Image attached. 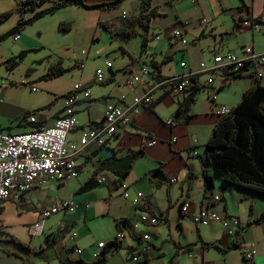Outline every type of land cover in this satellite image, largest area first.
Masks as SVG:
<instances>
[{"label": "crops", "instance_id": "1", "mask_svg": "<svg viewBox=\"0 0 264 264\" xmlns=\"http://www.w3.org/2000/svg\"><path fill=\"white\" fill-rule=\"evenodd\" d=\"M20 1H0V13L11 11L10 16L0 23V36L18 23L20 15L17 7ZM110 1L113 0H87V3ZM51 5L46 2L40 8ZM136 5L139 10V0H136ZM150 7L156 8L159 15L150 19L146 32L141 30L130 39L133 40L132 48L120 45L122 55L118 57L119 65L115 66L110 61L101 63L106 79L102 84H98L94 76L95 71L101 67L97 66L93 74L85 75L83 60L77 61L73 67L79 69V79L76 82L65 81V87H60L57 83L65 80L63 78L69 74L73 78V68L57 78H42L50 64H62V60L49 62L42 74H37V70L31 66L18 79L15 77L16 72L21 70L27 56L43 48L40 39L31 36L25 27L1 41L0 131L24 133L36 125L53 126L57 118L64 114L65 97L72 86L79 83L90 91V98L81 99L72 107L78 127L68 134V140L78 145L82 133L102 120L108 103L126 104L146 92L157 81L152 63L159 67V76L164 79L181 74V62L199 72V65L205 63L203 61L211 64V58L215 55L236 50L239 53L246 46H251L258 53L264 52V44L257 41L258 35L264 36V0H195L193 3L190 0H150ZM100 11L103 10L93 12L100 14ZM32 14L33 12H27L25 18ZM12 18V22L1 27ZM256 18L261 21L260 31H253L250 26V20ZM100 19L95 18L96 27L99 21H110ZM201 21L204 22L201 24ZM174 30L182 32L185 45L170 41ZM103 32L104 38L112 41L109 34ZM17 34L20 38L15 40ZM142 35H145L146 40L143 51ZM118 40L124 43L130 41ZM109 48L113 50L112 47ZM109 48L105 51H109ZM25 51L24 59L15 68L9 70L4 66L7 59ZM176 52H180L177 59L179 62L174 56ZM207 53L210 56H206ZM80 63L81 68L78 67ZM106 63H110V68L105 66ZM142 68L148 70L149 76L143 77L138 84L127 86V77L138 75ZM205 75L207 74L197 76L196 81L203 88L196 94L195 101L186 114L188 118L176 115L178 100L184 97L183 93L163 95L157 92L154 95V105L141 108L132 117L130 124L118 129L104 147L89 145L84 149L76 160L80 167L76 179L62 185L49 182L39 189L11 196L0 211V240L12 236L29 245L32 252L44 248L40 256L31 253L23 255L27 264H64L66 260H81L89 264L96 259L95 254L99 250L97 244L101 241L112 242L119 230L126 232V237L120 248L111 252L105 264H133L130 257L139 250V243L134 235L141 233L151 237L150 248L146 253L148 264H171L173 261L179 264H244L242 248L245 245L255 250L252 264H264V221L247 226L251 220L264 213V196L227 185L220 180H215L213 186L206 190L201 173L206 143L214 126L222 118L218 114L219 106L235 108L242 100L243 93L256 82L264 87V69L260 79L246 75L228 82L219 77L214 78L209 87L205 85ZM36 84H40V88L33 87ZM20 86L30 88L29 98L17 93L23 89ZM212 89L217 91L214 102L208 95ZM30 115L35 117L36 124L26 121ZM167 120H172V125L166 124ZM151 141L154 144L149 146ZM140 149L143 155L134 162L123 183L130 190V196L141 193V204L145 209L165 218L167 224L142 225L134 233L130 224L136 221L141 209L132 208L129 201L121 197L114 183L116 177L110 171H97L95 160L102 158L108 162ZM157 169L160 175H153ZM95 171L98 172L97 186L77 194L78 189ZM102 177L105 182H98ZM56 188L58 192L71 189L70 192L66 190L65 195L58 199L72 200L75 203L74 211H59L52 215L44 221V234L30 237L28 226L39 218L42 209L60 201L51 196ZM213 195L219 196L220 200L209 206L210 210L228 222L230 219L237 220L240 224L237 235V232L233 236L227 235L218 222L209 221L199 227L193 222V217ZM185 203L189 207L183 213L181 205ZM123 219H126L127 225L119 224ZM74 232L77 236L72 238L71 234ZM33 238L40 239L38 247ZM205 243H217L218 247H207ZM233 244L237 246H232ZM74 247L80 249V255L73 252ZM20 257L6 254L0 246V264H23Z\"/></svg>", "mask_w": 264, "mask_h": 264}, {"label": "built area", "instance_id": "2", "mask_svg": "<svg viewBox=\"0 0 264 264\" xmlns=\"http://www.w3.org/2000/svg\"><path fill=\"white\" fill-rule=\"evenodd\" d=\"M192 3L195 0H190ZM121 18L126 20L129 15L126 12L121 13ZM204 21H201V24ZM250 26L253 31H260L259 22L256 19L250 20ZM20 36L15 35V40ZM170 39L173 42H180L182 45L186 41L182 38L180 30H174L171 33ZM107 68H110V63H106ZM82 67V63L78 65ZM182 73L168 78L160 79L148 88L143 94L134 97L130 102L108 103L103 111L102 120L95 126L88 128L80 137L79 144H75L68 140V134L78 127V122L73 115L72 107L81 99H89L90 91L81 84H74L64 99L65 111L63 116L57 118L53 126L36 125L29 132L24 133H6L0 131V209L4 203L13 195H21L32 189L46 186L49 182L57 184H65L76 179L80 173V167L76 160L84 152V149L89 145L97 148H102L107 141L111 139L118 129L130 124L133 116L139 113L141 108H150L156 102L154 95L159 92L163 95L167 94H182L189 90L199 74H207L206 86H211L214 78H228L231 75L243 74L250 75L255 79L263 77L264 69V52L258 53L251 46H246L239 53L227 52L224 55H215L212 58L211 65L201 63L199 72L194 71L185 62L180 63ZM95 81L98 84L105 82L104 72L101 69L95 71ZM149 76L147 69L142 68L138 75H129L125 81L127 86L138 84L143 77ZM35 91V89H32ZM210 100L213 102L216 99L217 91L212 89L208 92ZM233 108L220 105L218 114L225 117L232 113ZM30 124H36V119L33 115L26 118ZM172 120H167L166 124L172 125ZM175 141V139H173ZM154 141L148 143L153 145ZM103 162L102 158L95 160L96 167L99 168ZM116 181V179H115ZM98 182H105V178H100ZM121 187L122 197L129 201L134 209H141L138 212V217L135 222L130 224V229L134 233L139 231L140 226H159L166 225L167 220L158 217L141 204L143 198L141 193H136L130 196L127 185L123 182L116 183ZM220 197L217 195L211 196L197 215L193 217V222L196 226L213 221L222 225L224 232L229 235H235L240 224L235 219L220 218L209 208L213 203L218 202ZM189 204L181 205V210L186 213ZM75 209V203L72 200H60L53 203L49 208H44L40 212L39 218L28 226V235L30 237H40L44 234V221L59 211L71 213ZM126 232L119 230L112 242L121 243L126 237ZM77 233H72L71 237L75 238ZM135 240L139 243V250L134 252L130 261L133 264H148L146 253L150 248L151 237L148 234L134 235ZM106 246V242L97 244L98 252L95 254L97 258L100 251ZM73 252L80 255L79 248L74 247ZM255 256V250L251 246L242 248L243 260L247 263H252ZM42 264V263H41ZM44 264V263H43ZM171 264H179L173 261Z\"/></svg>", "mask_w": 264, "mask_h": 264}, {"label": "trees", "instance_id": "3", "mask_svg": "<svg viewBox=\"0 0 264 264\" xmlns=\"http://www.w3.org/2000/svg\"><path fill=\"white\" fill-rule=\"evenodd\" d=\"M125 0H113L110 2H100L88 4L87 0H21L17 10L19 12L18 23L8 32L0 36V42L23 30L28 25L43 18L46 15L54 14L61 8L75 6L86 11L111 10L118 7ZM52 5L48 8H40L44 3ZM27 12H33L32 16L25 18ZM11 11L0 13V23L6 20ZM156 8L150 7V0H139V10L135 16L126 19L122 25H116L109 20L97 23L103 31L107 32L111 40L120 38L129 40L138 34V29L146 32L149 27L150 19L158 16ZM257 22H261L256 18ZM72 29L71 22H60L58 30L66 33ZM146 45L145 35H142L141 51ZM25 52H21L15 57L7 59L3 64L12 70L24 59ZM156 70L157 81L159 67L152 63ZM71 68L62 67L61 62L50 64L43 75V79H53L68 73ZM246 77L243 74L231 75L226 80L232 81L237 78ZM197 81L193 86L183 92L184 97L178 100L177 116H186L191 104L195 101L196 94L202 90ZM187 120V119H186ZM143 155L142 150L131 151L125 156L114 158L111 161L101 163L97 171H110L115 177L116 183H121L129 174L134 162ZM202 178L204 188L209 190L215 180H220L227 185L247 190L259 196H264V87L256 82L247 89L242 96L240 103L232 109V113L225 117L214 126L211 136L206 143V156L202 161ZM92 176L78 189L77 194L85 193L97 186L96 176ZM153 175H160L159 170H155ZM151 182H153L151 180ZM156 185V183H153ZM118 187V186H117ZM1 211V209H0ZM264 221V213L251 220L247 226L259 224ZM119 224L127 225L126 219L120 220ZM245 228V227H244ZM236 235L239 231H236ZM118 242L106 243L100 251L99 256L89 264H105L111 252L120 248ZM1 249L9 255L21 256L23 264H27L23 255L31 253L40 256L44 248L32 252L29 245H26L12 236L0 240ZM205 246L217 248V243H205ZM232 246H237L233 244ZM64 264H85L81 260H66ZM244 264H252L244 261Z\"/></svg>", "mask_w": 264, "mask_h": 264}, {"label": "rangeland", "instance_id": "4", "mask_svg": "<svg viewBox=\"0 0 264 264\" xmlns=\"http://www.w3.org/2000/svg\"><path fill=\"white\" fill-rule=\"evenodd\" d=\"M123 11L126 12L129 17L135 16L138 12L136 0H125L114 9L98 12L100 14H95L96 12L86 11L75 6H67L61 8L52 15H47L34 22V24L26 27L25 29H27L31 36L40 39V44L43 48L37 50L36 52H31V54L27 56L26 61L20 68L21 70L19 72H16L15 77L19 79L20 75L25 72V69L30 68L31 66L37 70V74H42L43 72H45V68L49 62H56L57 60H62V67L64 68H73L77 61H85V68L83 73L85 75L93 74L96 67L100 66L101 63L105 61H110L115 66H118V57H121L122 55L119 48H121V46L124 48H132L133 40L130 39H132L133 37L129 39L130 41L125 40L128 41L127 43L119 41L118 39L120 38L109 41L104 38L105 34L103 30L100 27L95 26V18H101L100 20L110 19L112 23L116 25H122L126 21L121 18V13ZM12 21L13 18L3 24L1 27L7 26ZM60 22H71L72 29L66 33L60 32L58 30V24ZM139 31L141 30L138 29V33ZM38 32H40V34ZM95 38H98V41H96ZM170 41L172 40L170 39ZM257 41L264 44V36L258 35ZM109 47H112L113 50H111ZM106 48H109L110 50L105 51ZM233 52L238 53L237 50ZM175 55L177 60L180 57V52H176L174 56ZM206 56H210V53H207ZM85 57L87 58L85 59ZM37 60L39 61L37 62ZM34 61L35 63H33ZM177 62H179V60H177ZM203 62H205L206 65H211L210 63H208L209 61ZM100 69L102 70L103 68L101 67ZM78 70V68H73V72L71 71L72 73H74L73 78H71V74H69L65 78H63L65 80L58 82L57 85H59L60 87H65V81L76 82L79 79L78 77L80 75ZM207 77L208 75H205V78ZM216 78L219 77L216 76L215 79ZM13 84L17 85V83ZM33 87L40 88V84L33 85ZM20 88L23 89L18 90L17 93L29 98L30 88L28 86H20ZM38 94H40V89L38 91ZM90 168L91 167H89V169ZM66 190H68V192L71 191V189L69 188L62 189L60 190V192H58V189L56 188V191L52 192L51 196L54 199L61 200L58 198L63 197L67 192ZM117 192H119L122 197L123 191L121 187H118ZM128 192L130 193V190H128ZM33 240L35 246L38 247L40 239L33 238Z\"/></svg>", "mask_w": 264, "mask_h": 264}]
</instances>
